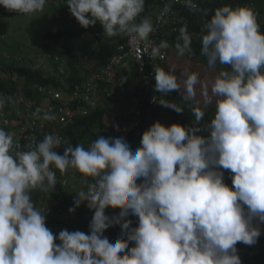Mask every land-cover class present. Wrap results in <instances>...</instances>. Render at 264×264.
<instances>
[{
    "label": "trees",
    "instance_id": "trees-1",
    "mask_svg": "<svg viewBox=\"0 0 264 264\" xmlns=\"http://www.w3.org/2000/svg\"><path fill=\"white\" fill-rule=\"evenodd\" d=\"M101 1L109 9L110 0H56L52 3L53 17L60 26L43 35L42 52L59 58L53 66L58 76L45 75L41 69L33 71L25 65V58L24 67L15 59L8 63L0 55V104L4 109L24 93L35 100L38 84L53 85V90L63 96L70 94L71 89L65 82L73 88L84 79L83 69L74 61L76 56L82 59L94 53V49L107 54L114 52L113 44L95 36L96 31H104L99 27L100 15L96 11ZM192 1L193 6L178 10L175 24L174 18L169 17L170 22L162 28L174 49L173 60L180 65L176 67L177 75L170 76L167 83L171 95L165 104L156 109L150 107L154 93L146 89L145 81L134 69L125 93L116 94L119 102L104 103L91 116L75 119L61 134L62 141L55 139L52 147L44 142L49 135L36 142L34 149L43 152L42 170L39 174L33 173L28 180L22 178L23 172L32 170L26 153L21 152V146L8 141V134L17 132L18 122H11V131L3 127L0 171L4 166L8 170L0 175V264H9L11 255L18 259L23 252L27 253L19 243L9 254V246L18 238L16 232L26 223L29 227L43 224L41 216H31L32 203L37 202L42 192L50 191L49 185H61L62 176L68 182L64 189L70 188V173L84 182L86 194L91 191L92 196L82 204L71 205L64 192L53 194L58 201L64 199L67 205L64 209L62 205L58 207L63 210L62 215L55 214L51 218L47 235L27 240L43 244H38V248L23 259L26 264H90L93 260L94 264H158V260L162 264H264V239H254L252 233L254 228L264 233V127L257 135L258 125L251 130L239 120L232 124L219 123L212 119L215 107L206 109L190 102V98L184 99L181 89V85L190 82L194 76L192 68L197 65L194 69H198V64L213 68L227 84L248 69L251 75L238 96L264 103V4L256 0ZM251 1H256L255 8L250 7ZM5 2L0 0V7ZM146 4L145 17L155 23L161 2L146 0ZM7 12V8L0 9V25ZM258 50L257 56L254 52ZM12 70L20 76L17 82L5 74ZM204 71L200 68V76ZM2 76L8 84L1 83ZM24 79L22 90L20 83ZM171 84L176 87H170ZM145 90L141 97L140 135L132 132L125 136L115 131L111 125L119 117L115 111L126 103L130 108L129 101L134 94L140 95ZM115 105L117 108L112 107ZM128 115L124 120L129 121ZM161 115L167 118L163 122ZM260 116L264 122V116ZM166 124L169 126L165 128ZM127 127L121 125L119 129L126 132ZM159 136L169 144L167 149L155 146L154 139ZM117 138L123 140V151H119L121 142L115 143ZM175 141L181 142L178 153L181 161L170 154ZM214 165L218 166L217 171ZM235 167L245 170L244 181ZM45 183L48 186L41 188ZM169 185L173 189L167 193ZM95 186L102 189L101 192H92ZM223 186L229 193L223 192ZM249 186L256 189L255 196L248 193ZM114 188L118 195L108 209L106 198L112 195ZM188 190L193 191L191 196ZM234 193L239 195L236 199ZM103 194L105 196L100 197ZM228 196L232 197L231 201ZM241 198L243 203H240ZM178 206L182 207L177 213L179 217L182 211L187 214V219L179 222L176 220ZM255 206L257 212L251 213ZM69 207L75 210L73 215L69 214ZM104 207L106 216L101 214ZM233 207L240 212L234 213ZM192 213L193 220L189 218ZM192 223L195 231L188 234L186 231ZM100 226L102 233L97 252L95 256L90 255V233ZM205 226L210 228V234L207 244L201 246L197 235ZM155 230L159 236L152 238ZM193 249L202 254L199 261L193 258ZM211 251L215 252L213 258H209Z\"/></svg>",
    "mask_w": 264,
    "mask_h": 264
},
{
    "label": "clouds",
    "instance_id": "clouds-1",
    "mask_svg": "<svg viewBox=\"0 0 264 264\" xmlns=\"http://www.w3.org/2000/svg\"><path fill=\"white\" fill-rule=\"evenodd\" d=\"M259 1V0H256ZM256 1H251L250 2V7L252 5H254L256 3ZM263 3V2H262ZM264 4V3H263ZM129 7V5L127 4L125 6V8H123L122 10H120L119 12L123 11V10H127ZM264 9V6H263ZM116 18L114 19V22L107 28V30L104 29V31L98 30L96 32L98 33H102V37L101 39L107 40V43L109 44H113L114 45V52L112 54H107V53H102L99 52L97 50L94 49V53L92 54H86V56H84L82 59H79L78 56H76V58L74 59L76 65L78 67H81V69H83V73L81 74L82 78H84L83 80H81L80 82H76L75 86L73 88H71V86H69L67 84V82H65L66 86L68 89H71V93L68 95H62V93L60 92H55L54 86L53 85H35V90H36V99L34 100L27 97L24 94L19 95L16 99V101L11 104V106H9L7 109H4V107L1 105L3 111L8 113L9 115V120L10 122H12L13 120H20L22 119V117H25L26 113L28 111H31L35 118H39L38 124L40 123L41 128L40 130L37 131V142L40 141L41 137L44 135H49V138H46L44 140L45 145L52 147L54 145V141L56 139V141L61 142L63 139V135H61L64 130L66 129V127L68 125H70L75 119L78 118H82V117H88L91 116L96 110L97 107L102 106L104 103H107L108 105H110V102H119V100L117 99L116 94L125 93V89L128 87L129 81L131 80L132 77V73L134 71V69H137L138 73L141 75V78H143V74L139 71V67L138 65L134 62V60L131 58L128 62L123 63V62H114V59L116 57L119 56V50L117 49V45H118V38H117V34H118V25H116L115 23ZM149 20H147V18L145 17L144 22L140 25L138 24V28H143V26L148 22ZM110 35H112V38L110 37ZM174 49H172V47H170L169 50V54L170 57L167 60V63L164 66V69H162V71L160 73H157L156 76H161L163 73H166L168 75V79L165 81V83L167 84L169 82L170 76H172L169 67L171 65V61H173V51ZM42 51V50H41ZM3 57H5V54H0ZM47 58L49 60H53L54 63L49 66L50 69H52V71H47L49 73H53L55 72V69L53 68L55 61L57 62L59 58L57 57H51V56H47ZM17 59V61H19L20 66H24L22 64L23 62V58ZM45 65V66H44ZM126 66H131L132 71L130 72L129 75L121 77L119 74V69L120 67H126ZM174 66V65H173ZM25 67V66H24ZM42 67H47L45 63H42L41 65H36V67L31 68L33 71L38 70V69H42ZM213 69V68H212ZM205 70V68H204ZM215 71V70H214ZM8 72V71H6ZM13 76H16L17 79L14 81H18L19 79V74L15 71L12 70L11 71ZM44 72V71H43ZM45 73V72H44ZM47 75V74H45ZM53 75H58L57 73H53ZM61 75V74H60ZM4 85L6 84V82H4L2 80V82ZM25 86V79L23 82L20 83V89H24ZM168 90H169V94L167 95H162L160 96V99L152 104L149 102L150 107L153 109H156L157 107L162 106L163 104H165V102L167 101L168 97L171 95L170 92V88L169 85H167ZM170 87H174L173 84H171ZM141 94V93H140ZM59 95L60 98L57 99L55 96ZM140 95H135L134 94V98H132V101L135 102V100L137 98H139ZM88 99V100H86ZM122 102L120 103V107H121ZM141 104L139 105V108H141ZM49 105H52L55 107V109H60V108H70L71 110H73L74 106L80 105L83 106L84 109L87 111V115H76L74 117L73 120H69L66 118V116L64 114H59L58 111H56V115L59 117V119H62L63 117L66 118L65 121H54V115L55 114H51L48 112V107ZM114 107V106H112ZM136 108V105H135ZM163 113V112H161ZM131 114V113H130ZM126 113L121 114V117L119 115V117L116 120H113V126H114V130L118 131L120 134L127 136L125 130L121 131L119 129V126H121L122 121L124 120V118L126 117ZM128 115V119H129ZM170 118L171 121H173L174 119L171 116H168ZM149 122H152L151 120H148ZM128 127L130 126V119L128 121ZM142 123V122H141ZM128 127L126 128V130H128ZM136 135H140V128H139V133H137ZM166 140H169L166 139ZM9 141V140H8ZM10 142V141H9ZM119 143L121 142L119 151H123V140H121L120 138H117L115 140V143ZM178 143V146L175 144L173 147L170 148V154L173 156V158L176 161H181L182 158L178 155V153L180 152V141H176ZM114 143V144H115ZM175 143V142H174ZM12 145H16L19 146L17 144H13ZM154 144L155 146L158 145L160 148H164L167 149L168 148V143L166 141H163L161 136H159L158 138L154 139ZM36 146V143L31 146H27V144L25 146H21L20 150L23 153H26V156L28 155V153H31V151L34 152V154L28 155L31 156L33 158H37L34 160H30L28 161V165L32 170H29V172L26 173H22V178L25 180L30 179V177L32 176L33 173L35 174H39L42 170V166L40 163V160L43 156V152L41 151H36L34 149V147ZM31 147V148H29ZM23 148V149H22ZM27 148V149H25ZM177 152V154H176ZM214 164V163H213ZM19 170L20 168H18L17 173L19 174ZM217 170V169H216ZM94 176H96V174H94ZM61 185H49V189L50 191L48 192H42L40 198L37 200V202L32 203V208L31 210V216H41L43 219V224L38 225L37 227L34 226H28V224L26 223L24 226H21L20 230L16 232V234H20L22 236H25L27 239L31 238V237H38L41 235H47L49 232V224L51 223V218L55 215V214H60L62 215L63 210L59 209L58 207H60V205L63 206V209L66 207V203L64 202V199H61L60 201L57 200V198H55L53 196V194H57V195H61L62 192H65V187L67 186V180L61 178L60 182ZM173 187L171 185H169L166 189L167 193L172 192ZM102 189H100L98 186L93 187L92 192H101ZM189 191V190H188ZM191 193H193V191H189V196H191ZM92 196V195H91ZM105 194L101 195L100 197H104ZM67 197V196H65ZM68 198V197H67ZM88 199V198H86ZM85 199V200H86ZM68 200H70V198H68ZM105 200V199H104ZM61 203V204H60ZM240 203H243V198L240 199ZM264 203V202H263ZM65 205V207H64ZM79 205V204H78ZM61 206V207H62ZM43 208L46 209H51L52 212L50 214H46L45 212L41 211ZM109 209V208H108ZM257 212V206H255L252 210L251 213H256ZM23 213V212H22ZM73 215V214H71ZM191 220H193L195 218V215L192 213L190 214L189 217ZM7 225H9L7 223ZM247 229V228H246ZM195 231V225L190 224V226L188 227L187 231L188 234H192ZM153 232V231H152ZM156 232V230H155ZM102 233V228L101 226L99 228H95L92 230V232L90 233V239L92 240L91 243L88 244V249L90 248L89 254L90 255H94L95 256V252H97L98 249V244L100 243L99 241V236ZM252 233H253V237L254 239L262 237L264 239V233H261L259 230H257L256 228L252 229ZM209 234H210V228L208 226L205 227H201L198 235H197V240L199 245H204L207 244L208 239H209ZM157 236V235H156ZM202 237L204 239H202ZM97 238V239H96ZM153 238V235H152ZM42 244L43 242L40 241ZM41 243H37V242H30L29 245V251L26 255H22L21 258L18 259H14L12 257V255L10 256V263L9 264H26L23 259L27 256H30L28 254H31L34 252V249L38 248V244ZM10 250V248H9ZM11 251L9 252V254H11ZM200 253V252H199ZM196 249H193L191 251L192 256L195 255V257H193L196 261H199L201 259V256H198L199 254ZM215 256V252L211 251L209 252V258H213ZM5 255H3L4 259ZM65 258H67V256H65ZM208 258V259H209ZM90 264H94V260L93 262H91Z\"/></svg>",
    "mask_w": 264,
    "mask_h": 264
},
{
    "label": "rangeland",
    "instance_id": "rangeland-1",
    "mask_svg": "<svg viewBox=\"0 0 264 264\" xmlns=\"http://www.w3.org/2000/svg\"><path fill=\"white\" fill-rule=\"evenodd\" d=\"M56 0H6L5 4H3L0 9L4 10V8L8 9V14L2 18V22L0 25V54H5V60L8 63H11L12 59L25 58L24 62L29 68L36 67V65H41L42 63L46 64V68L42 67L43 71L47 75L56 74V71L53 73H49L47 71H52L49 68L54 61L49 60L47 55L43 53L42 47V37L43 35L49 30H57L60 26L59 22L53 17V10H50V7L55 3ZM120 2L121 0H111V4L109 6V13L116 18L117 14L119 13L120 9ZM119 3V4H118ZM257 3L251 6V8H255ZM52 11V15H51ZM255 13V12H254ZM253 17H256L255 14L250 13ZM153 23L151 20L147 22L143 28L149 29ZM210 44V42H209ZM211 45V44H210ZM212 46V45H211ZM42 50V51H41ZM249 54V52H247ZM255 55L260 54V50L254 52ZM86 56V55H84ZM45 66V65H44ZM197 66V65H196ZM195 66V67H196ZM194 67V68H195ZM192 68L194 72V76L191 78L188 84L181 85L179 81V85H181V89H183L184 93L181 95L184 99L190 98V102H194L197 105L204 106L206 109H211L215 107L214 115L212 119L219 123H229L232 124L235 120H239L244 127L253 130L255 126L259 127V130H255V133L259 135V132L262 133V128L264 127V122L261 120V116H264V111L262 109L264 107V103H258L254 101H247L243 100L238 96L239 91L242 87L247 85V81L249 76L251 75L250 70H245L243 73H239V77L235 78V80H230L229 84L224 83L220 75L214 71V69L203 66L198 64V69ZM200 68H205L204 74L200 76ZM169 70L172 76L177 75L176 67L173 66V61H171V65ZM132 71L131 66L120 67L119 74L121 77L127 76ZM58 76V75H57ZM180 76V75H178ZM180 77H185L184 75ZM188 78V76L186 75ZM2 80L8 84V80H6L2 76ZM175 86V85H174ZM176 87V86H175ZM185 89L187 93L185 92ZM187 95V96H186ZM193 98V99H192ZM188 100V101H189ZM130 108L125 106L121 109L118 108V111H115L117 114L120 115L126 112L132 113L135 111V102L130 100L129 101ZM117 108V105L114 106ZM260 116V123L257 121V117ZM229 118L230 120L228 121ZM167 118L163 115L160 116V121L163 122ZM128 121L125 119L122 121L123 126L128 125ZM237 123V122H235ZM110 125V124H108ZM113 125V124H111ZM169 124L165 125V128L168 127ZM100 136V135H99ZM175 144L178 146V143L175 141ZM212 166V165H211ZM217 169V165H214ZM235 172L241 175V180L244 181L246 178L245 170L240 169L239 167L234 168ZM217 171V170H216ZM108 173V172H107ZM72 178V184L70 188L68 187L65 190V194L68 198H70L71 205L75 204H82L86 198H90L92 193L88 191L86 194V190L84 189V182L80 181L74 173L69 174ZM62 178H64L62 176ZM240 179V178H239ZM48 185L45 183L44 186L41 188H46ZM112 195H109L106 199L108 200L109 204L107 208H111L110 203L114 201V198L118 195V191L115 188L112 191ZM223 192L229 193L227 188L223 186ZM248 193L252 196L257 194L256 189L249 186ZM215 197H219L218 194L214 195ZM235 199L239 196L238 193H234ZM176 197V196H175ZM232 197L228 196V200L231 201ZM105 199V200H106ZM104 200V199H103ZM175 206V204H173ZM179 210L176 212L177 221L179 222L181 219H187V214L183 211L179 215L177 214L181 211L182 207L178 206ZM101 214L106 216L107 212L106 207L101 208ZM230 209V206L228 207ZM233 212L238 214L236 207H233ZM69 214H74L75 210L72 207L68 208ZM238 223V222H236ZM214 228L212 229V234H214ZM18 235V240L16 239L11 244L10 250L14 251V248L19 247V243L21 249H26L27 253L29 251L30 241L25 236L20 234ZM153 236H159V233L153 231ZM97 239V238H96ZM20 241V242H19ZM24 241V242H22ZM161 240H159V244ZM219 240H217L218 242ZM2 243L0 242V247ZM164 249V247H163ZM161 251V250H159ZM26 253V254H27ZM23 252L22 255H26ZM202 256L201 252L199 253ZM145 264V263H139ZM158 264H162L161 260H158Z\"/></svg>",
    "mask_w": 264,
    "mask_h": 264
},
{
    "label": "built area",
    "instance_id": "built-area-1",
    "mask_svg": "<svg viewBox=\"0 0 264 264\" xmlns=\"http://www.w3.org/2000/svg\"><path fill=\"white\" fill-rule=\"evenodd\" d=\"M159 1L161 2V5L158 16L155 23H153L149 29L138 28V24L141 25L144 22L148 10L146 0H130L128 4L129 8L119 12L115 20V23L119 28L117 34V49L119 50V56L114 59V62L126 63L131 58L134 60L139 67V71L143 74L146 89L154 93L150 101L152 104L156 103L160 99V96L169 94L167 84H165L168 75L163 73L159 77L156 76L157 73H160L162 69H164L167 60L170 57V47H172L166 40L162 28L170 22L169 17L174 18L173 24L176 23V18L179 16L180 12H178L179 9L194 5L192 0ZM259 1L264 3V0ZM95 36L101 38L102 33H96ZM11 73V71H8L5 74L16 80L17 77L13 76ZM145 92L146 90L135 100L136 108L129 116L130 126L128 127L126 135L132 132L136 134L139 133L142 116V110L139 108V105L141 103V97ZM55 97L57 99L60 98L59 95H56ZM56 111H58L59 114H64L70 121L73 120L76 115H87V111L80 105L74 106L73 110L68 107L55 109L54 106L49 105L48 112L55 114L53 120L61 122L65 121L66 118L63 117L62 119H59L56 115ZM39 118L40 117L35 118L34 114L31 111H28L25 117H22V119L17 121V132L8 134V140L19 146H25L26 144L27 146H33L37 142V131L41 128L40 123L38 124ZM3 127L9 128V131L13 128L8 113L6 111L4 112L0 105V132L3 130ZM31 154H34V152L31 151V153H28V155ZM28 155L26 156L28 161L37 159ZM7 170L8 168L6 166L2 167L0 175L6 173ZM41 211L46 214L52 212L51 209L46 208H43ZM202 239L204 238L202 237Z\"/></svg>",
    "mask_w": 264,
    "mask_h": 264
},
{
    "label": "crops",
    "instance_id": "crops-1",
    "mask_svg": "<svg viewBox=\"0 0 264 264\" xmlns=\"http://www.w3.org/2000/svg\"><path fill=\"white\" fill-rule=\"evenodd\" d=\"M126 4H129V0H121L119 10H122L123 8H125ZM105 7L106 5L103 6L102 1H101V4L98 6L96 11H97V14L100 15L99 27L107 30V28L114 22V16H112V14L109 13V9L108 8L106 9ZM50 10H51V7H50ZM51 15H52V11H51ZM173 65L177 68L180 67V65L176 64L174 60H173Z\"/></svg>",
    "mask_w": 264,
    "mask_h": 264
}]
</instances>
